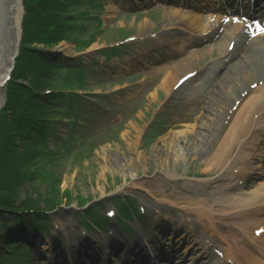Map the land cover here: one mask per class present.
<instances>
[{"label":"rangeland","instance_id":"obj_1","mask_svg":"<svg viewBox=\"0 0 264 264\" xmlns=\"http://www.w3.org/2000/svg\"><path fill=\"white\" fill-rule=\"evenodd\" d=\"M28 1L20 0V20L26 14L25 6L34 10L32 4L35 0ZM71 2L41 0L38 7L34 6L38 25H31V30L38 26L36 31L40 34L44 23L51 21L57 23L64 40L52 46L24 45L27 49L22 54L19 52L21 41L17 38L21 34L19 31L16 35L14 27L13 0H0V74L8 72L0 84V108L5 106L8 112V108L20 110L21 107L29 115L27 120L18 124V129L17 121L15 126L8 122L11 116L6 117V122L0 121V128L6 134L4 145L0 143V154L3 155L0 157V180L7 181V187L9 184L20 188L17 192L20 198L33 200V204L38 206L37 209L26 210L31 215L29 217L25 209L17 210L21 205H16L20 202L18 198L14 203L9 198L13 203L11 206L1 202L0 264H67L61 263L63 259L59 252L51 250L50 254L47 251L50 257L41 253L54 245L52 239L56 240L55 248H59L58 243L61 246L63 234L59 231L54 236L52 233L59 229L53 218H61L62 213L68 222L74 224L66 228L75 232H84V228L90 230V234L81 241L96 249V244L103 248V243L109 241L107 234L97 233L93 227H103L105 233L109 231V220L104 219L108 208L117 210L115 221L120 216L119 208L128 210L131 217L121 221L132 232H135L132 228L135 224L131 223L136 213L139 225L147 235L151 232L148 216L140 205H165L175 200L192 202L201 197L211 201L215 197L201 191V180L198 179L210 173H201L198 157H188L194 159L190 165L188 159L180 157V153L175 163L177 174L184 173L183 168L189 165L190 170H185L184 176L175 179L168 180L158 165H172L177 154L170 155L166 151L159 154L155 146L163 145L162 139L170 132L193 131L195 125L185 124L183 127L171 121H177L172 108L177 99H184V92L157 95L156 87H146L142 82L153 76L143 63L144 47L137 38L133 41H127V38L164 29V11H148L143 15L133 10L124 12L114 0H80L79 5L71 9L68 4ZM144 20H149L152 25H142ZM130 58L135 63L131 71L126 70L125 76L106 71L109 66L113 69L114 65H124ZM51 61L60 62L59 69L57 64L52 66ZM258 65L260 63L257 64L248 54L228 77L221 80L223 86L239 89L245 81L237 72L249 66V75H253ZM141 89L144 91L140 94ZM49 94H54V97H47ZM133 94H139L138 99L127 102L126 99ZM124 100L126 103L121 105ZM211 102H205L204 107L208 110L203 107L201 117L210 112L218 113L216 101ZM120 116V120L110 124L114 117ZM131 124L141 125L142 149L148 154L146 159L143 158L144 162L135 161L131 155L125 154L124 134L128 131L134 133ZM43 128L46 130L44 133L49 134L39 138L33 130L42 135ZM221 131L219 128L215 132L220 134ZM103 149L110 155L107 162L101 158ZM96 151L100 153L97 155ZM259 165L255 169L256 177L262 176L258 173L264 170V163ZM125 174L126 178L123 177ZM242 180L240 185H245L248 177ZM133 182L137 183L133 186L137 188H128ZM0 196L8 201L4 192H0ZM84 198L89 202L87 205L78 202ZM44 200L56 202L57 208L44 205ZM81 212L85 214L81 215ZM30 238L34 240V246L28 243ZM74 247L64 246L67 259V252L73 254Z\"/></svg>","mask_w":264,"mask_h":264},{"label":"bare ground","instance_id":"obj_2","mask_svg":"<svg viewBox=\"0 0 264 264\" xmlns=\"http://www.w3.org/2000/svg\"><path fill=\"white\" fill-rule=\"evenodd\" d=\"M40 2L41 0H38V3H34L38 5ZM117 2L118 5H122V3L126 5V8L130 11L133 10L142 13V15L144 14L139 0H118ZM33 5L34 4H32V6ZM13 7L16 14L14 18V27L17 31L16 35H19L20 31L21 35L17 36V38L21 41L23 38V21H25V15H23L22 20L19 19L21 16L20 0H13ZM164 9L163 22H169L172 25V27H168L164 24V34L171 33V37H176L177 33L171 32L173 29L182 31H202L204 28V22L200 19H196L197 15L194 13V10L178 6L175 8L165 7ZM142 25L148 27L152 24L149 23V20H144ZM173 25L176 26L173 27ZM223 38L226 39H224V41L221 40L220 42L222 44L219 43L217 45L221 50L220 56L222 54H227V47L229 42H231V37L227 36ZM171 41L174 40L171 39L169 41L170 44L173 43ZM19 44L21 45V42H19ZM143 44L144 49L150 46L149 41ZM152 44L155 47L159 46V42L156 41H153ZM164 45L165 44H161L160 49H158L159 47L156 48V57L149 58L152 59V61H147V63L151 62V69L155 72V75L150 78L149 86L156 87L157 95L159 93L167 95L168 93H175L181 89L183 84L189 82L190 79L183 82L177 89H173L175 83L178 81L179 75H184L190 71L195 66L194 64L202 60L205 54H208L212 49V47H209L206 48V50L197 49L193 51L190 48V44H185L184 48L187 52L178 54L176 58L167 63V61H165ZM249 47L250 45L248 48ZM252 48H255L252 54L254 61L257 64L260 63V65H258L257 69H254L253 75H249L251 69L249 66L237 72L240 78L243 79V82L245 81L244 84L242 82L240 83L243 84L240 91L236 92L237 89H234V87L232 88L231 85L227 87L222 86V81L220 80L219 83H217L220 85H218V87L216 85L218 91L212 94L207 101V103L211 102V100L214 102L216 101L219 107L218 113L210 112L207 116L205 115L203 117H201V113L190 121L189 126L195 125L193 131H182L178 134L170 132L165 139H162L163 145L157 144L158 146L156 145L154 148L159 154L162 152L165 153V151L170 155L177 154V158H175L172 165L168 164L162 166L164 165L163 163L158 164L162 167L160 169L168 180L184 176L185 170L189 172L190 165L192 164L191 162L195 157H198L201 161L199 164L197 163V165L202 167L200 170L201 173H210L209 176L199 177L200 179L198 180H201V191L204 190V192H207L209 195L215 196L214 199L207 201L201 197L192 202L175 200L169 201L165 205H160L158 203L155 205L148 203L149 205L146 204L144 207L140 205L148 216L147 221L149 227L153 225L154 228L170 229V233H173V231L179 232V229H182L183 231L180 237H187L188 239L186 242L194 251L198 250V248L200 250H205L209 248V246L217 245V247H215L222 251V256L217 257L213 255L217 258L216 264H228L225 259H229L232 264H264V170L258 173L262 176L256 177L255 174V169L261 166L259 163H264V41H260L257 45L252 46ZM177 52H179V50H177ZM243 57H245L244 53L240 56V59ZM134 61L135 60L130 58L124 65L123 63L114 65L115 68L113 69H109V66L106 71L116 74L121 69L125 70L131 68V65L135 63ZM157 61L160 63L152 65V62L156 63ZM250 61L251 60L247 62ZM163 64L166 65L163 66ZM235 67L236 65L234 64L226 66V72L228 73L224 79L230 75L229 73L231 71L235 70ZM7 73L6 71L0 74V84ZM259 81H261V84H259ZM202 83L203 82H200L199 84ZM253 83H256L254 88L251 86ZM202 94L205 93L203 92ZM47 97L52 98L54 94H49ZM54 101L55 98L52 99V102ZM211 105L213 106L212 102ZM4 107L0 108L2 109L0 113L1 122H6V117L11 116V120L14 123V115H10L13 111H18L17 113H19L20 116L26 113L23 111L24 108L21 107L20 110L11 107L8 112ZM204 110H208V107H204ZM183 119L186 120L187 117L183 116ZM11 120H8V122L11 123ZM19 120L21 121V119ZM130 128L134 133L128 131V133L126 132L127 134H124V137L126 136L124 143H126L127 147L125 154L131 155L135 161L140 160L139 162H144L143 158L146 159L148 154L142 149L143 142L140 140V135L143 131L141 125L131 124ZM219 128H222L220 134L215 132ZM44 129L45 128L42 130V135L41 133L38 134L37 131L33 130V132H35L39 138L40 136L42 138L45 137L44 135L49 134L44 133L46 132ZM97 151L94 153L98 155L100 152ZM103 151V155L101 154L102 161L107 162L110 159V155L108 156L106 150L103 149ZM178 155L183 159H188V157L194 158L188 159L190 165L183 168L182 171L184 173L181 174H177L178 170L175 164L179 159ZM223 172L225 173L222 174ZM123 177L126 178V174ZM186 177L189 178L188 176ZM246 177H248L246 184L240 185V183H242L241 180ZM141 183L142 182H140L139 185H141ZM135 185H137V183L133 182L132 186L128 188H137L133 187ZM24 191L27 192L26 189H24ZM9 197L13 198V195ZM20 197V194H18L17 198L22 200ZM86 198H88V196H86ZM86 198L83 200L79 199L78 202L82 205H87L89 202L87 203ZM55 208L51 207V209ZM24 212H27L26 215L31 217L28 211L25 210ZM188 214H190L192 218H196L199 222L200 240H193L194 238L191 236L192 228L196 225V222L194 223ZM36 218H38V216ZM53 220L57 222L55 224H58L59 227L56 233L60 230V233L63 234L62 239L66 244L69 242L74 243L76 238H83L84 235L82 233V235L79 234V231L74 232L73 229H69L73 227L74 224L68 222L69 219L65 214L62 213L59 219L55 216ZM131 224H135L136 227L138 221H133ZM63 229H65L64 232ZM78 229L80 230V228ZM108 229L110 230V234L107 235L109 240L117 241L116 244L118 245H123L124 243L129 245L132 243L125 238V236L123 237L124 234L121 233L119 229V222L115 221L114 218H110ZM17 231H20V229ZM83 233L85 234V232ZM97 233L100 232L97 231ZM52 234L54 235L55 231ZM27 235L28 237H32L30 234ZM29 240H31V238ZM190 240L193 241L192 244ZM30 242L33 244L35 243L34 240ZM52 243H55V240H52ZM69 245L71 244L69 243ZM60 249V247H48L41 253L43 255L47 254L50 257L48 252L51 254V250L56 253L59 252L60 255L62 251V254L66 256L64 248L58 251ZM74 249L76 250L75 247ZM196 252L199 253V251ZM202 252L201 254H203ZM67 256L69 258L64 260L67 264H93V258L95 260L98 258V263L104 264L102 262L104 259L99 255H94V257L91 256L93 257L92 259L80 255L77 258L70 256V253H67ZM95 260L94 263L97 264Z\"/></svg>","mask_w":264,"mask_h":264},{"label":"trees","instance_id":"obj_3","mask_svg":"<svg viewBox=\"0 0 264 264\" xmlns=\"http://www.w3.org/2000/svg\"><path fill=\"white\" fill-rule=\"evenodd\" d=\"M79 1L80 0H72V2L68 3V4L71 7V9H73L74 6H76L80 3ZM34 2L38 3V0H35ZM33 4H34V6H37L35 3H33ZM34 6H33V9L35 10ZM25 10H26V14L24 17L25 21H23V35H22L23 38L21 40L20 53L24 54V52H23V51H25L24 49H27V47L24 45H29V46L31 45L32 46L33 44H35V45L42 44V45H46V46H52V45H56L62 39L64 40L63 36H61L60 32H58V30H61V29H59L57 23H53L51 21H49L48 23L47 22L44 23L43 28L40 29V32H41L40 34L38 33V31H36L38 26L34 27V31H33V29L31 30V28H30L31 25H35V24L38 25V23H37L38 20H35L36 11L31 10L28 6H25ZM72 12L73 11H71V13ZM30 15H31V17H30ZM50 63L52 66H55V67H56V64L58 65V63H56V62L51 61ZM9 110H10V108H9ZM17 112L13 111V113H15V114H13L14 115L13 118L15 119V122L13 123V121H12V125L15 126L16 121H17V129H18V124L20 122H22L23 120H27V116H29V115H26V113H23L20 116V114ZM30 113H33V111L31 110ZM17 118H18V120H17ZM19 119H21V121ZM1 130L2 129L0 128V137H1L0 143L2 145H4L6 134H4L3 130L2 131ZM1 156L3 157V155L0 154V157ZM6 183H7V181L0 180V184L3 185V187L0 185V192H2V193L4 192L7 195L8 201H6L3 197L0 196V204H2L1 202H4V204H6V203L13 204L15 199L17 198V195H18L17 192L19 191L20 188H16L14 185L10 186L9 184L7 187ZM8 195L9 196L13 195V198L9 197ZM9 198L12 199L13 203L9 200ZM33 203H34L33 200H30V201L20 200L19 204H16V205L21 204L17 208L20 210L21 209L28 210V209H34V208L37 209V207H38L37 204H33ZM43 203L46 206H50L49 208L55 207L56 206L55 204H57L56 202H54L52 200L50 202L44 200Z\"/></svg>","mask_w":264,"mask_h":264}]
</instances>
